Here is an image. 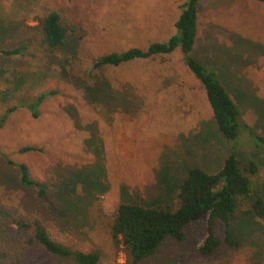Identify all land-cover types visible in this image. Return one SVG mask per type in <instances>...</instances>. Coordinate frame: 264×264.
<instances>
[{
    "label": "rangeland",
    "instance_id": "374dc122",
    "mask_svg": "<svg viewBox=\"0 0 264 264\" xmlns=\"http://www.w3.org/2000/svg\"><path fill=\"white\" fill-rule=\"evenodd\" d=\"M198 9L192 56L217 74L254 131L236 145L219 131L180 49L94 68L103 55L168 41L177 34L184 0H0V48L30 47L25 57L0 60V115L19 106L0 127V211L16 222H41L53 241L97 252L100 264H131L113 241L119 206L175 209L189 169L217 173L236 146L244 167L250 159L260 166L258 176L247 173L253 195L240 199L231 217L239 247L200 255L203 220L187 228L185 240L166 239L142 264H264V219L247 214L254 198L264 199V4L202 0ZM53 12L68 28L69 79L42 57L39 22ZM48 91L57 94L34 119L21 104ZM22 147L39 151L20 154ZM6 157L49 186L45 198L21 185ZM215 234L223 241L222 224ZM33 238V229L18 230L0 217V253L6 256L0 264H75L48 254Z\"/></svg>",
    "mask_w": 264,
    "mask_h": 264
},
{
    "label": "trees",
    "instance_id": "16d2710c",
    "mask_svg": "<svg viewBox=\"0 0 264 264\" xmlns=\"http://www.w3.org/2000/svg\"><path fill=\"white\" fill-rule=\"evenodd\" d=\"M201 1L184 0V10L175 24L177 34L168 41L150 44L146 49L132 48L122 53L103 55L94 61V68L118 67L134 61L171 55L180 49L184 64L206 92L219 131L229 142H235L234 145H236L242 135L254 136V131L242 120L238 105L233 101L217 74L192 56L198 39V8ZM252 1L264 4V0ZM60 17L58 13L53 12L39 22L43 36L42 46L46 55L41 53L47 64L59 65L63 78L69 79L70 74L66 67L70 64V60L65 55L68 28ZM29 50L28 42H23L13 48H0V60L25 57ZM60 54L65 58H61ZM56 94V91L43 92L30 103L21 105L30 111L34 119H37L40 116V105ZM18 107H9L0 115V127L4 126ZM260 139L264 143V140ZM35 151L39 149L22 147L19 153ZM237 152L238 149L235 146V151L226 158L217 173L211 174L198 167L189 169L176 193L177 206L175 209L127 203L119 206L112 227L113 241L117 248L125 252L131 264H142L145 260L156 256L160 246L168 238L177 241L185 240L187 228L203 220L207 221V235L198 247L200 255L212 256L219 251L222 245L232 248L239 247L240 243L232 232L231 217L237 210L239 200L250 198L253 195V182L248 178L247 173L258 176L260 166L255 159H250L244 167ZM6 159L11 166L18 168L21 185L34 189L38 199L45 198L49 186L44 182L34 180L26 164H16L9 158L6 157ZM247 214L257 219H264L263 197L257 196L253 199L251 209ZM0 217L11 222L18 230L33 229L32 241L38 242L48 254L54 257L70 259L75 264H100V255L97 252H82L56 243L42 223L37 220L31 223L16 222L2 211H0ZM217 223L224 227L223 241L219 240L215 234ZM5 257V254L0 253V260Z\"/></svg>",
    "mask_w": 264,
    "mask_h": 264
}]
</instances>
